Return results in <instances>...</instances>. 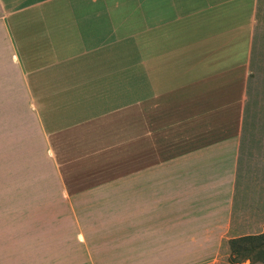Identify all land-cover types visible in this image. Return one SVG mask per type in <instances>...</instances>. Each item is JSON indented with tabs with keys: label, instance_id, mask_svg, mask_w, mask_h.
<instances>
[{
	"label": "crops",
	"instance_id": "obj_1",
	"mask_svg": "<svg viewBox=\"0 0 264 264\" xmlns=\"http://www.w3.org/2000/svg\"><path fill=\"white\" fill-rule=\"evenodd\" d=\"M0 31L50 153L101 164L60 201L129 204L61 212L121 220L73 254L0 242V264H264L229 261L264 233L239 190L250 130L264 167V0H0Z\"/></svg>",
	"mask_w": 264,
	"mask_h": 264
},
{
	"label": "rangeland",
	"instance_id": "obj_2",
	"mask_svg": "<svg viewBox=\"0 0 264 264\" xmlns=\"http://www.w3.org/2000/svg\"><path fill=\"white\" fill-rule=\"evenodd\" d=\"M1 39L0 31V242L22 243L26 247L42 244L47 251L45 256L51 254L56 257V251L59 255V252L73 254L77 252L72 241L77 226L84 224L91 228V232H96V227L113 228L121 220L106 217L104 213H96L98 217L92 218H60L61 212L127 211L129 204L60 201L66 194L65 180L89 179L101 164L97 161L89 163L84 156L50 153V140L41 137L33 94L21 89L26 79L8 63L9 44H3ZM258 105L255 104L256 108H259ZM259 131L252 133L250 130V148L255 150V154L239 173V190L246 193L241 201L248 206L241 213V218L251 224V231L264 230V197L263 187L260 186L264 167L259 166L263 158ZM80 243L84 248V243ZM55 245L57 249L49 251ZM229 248L230 262L264 260V244L258 236L230 241ZM107 258H112L110 263L106 259L107 264H114L112 253Z\"/></svg>",
	"mask_w": 264,
	"mask_h": 264
},
{
	"label": "trees",
	"instance_id": "obj_3",
	"mask_svg": "<svg viewBox=\"0 0 264 264\" xmlns=\"http://www.w3.org/2000/svg\"><path fill=\"white\" fill-rule=\"evenodd\" d=\"M258 237L263 241L264 244V233H262L261 235H258ZM239 240V239H238ZM236 240H233L232 242H235ZM261 261H264L263 259H261Z\"/></svg>",
	"mask_w": 264,
	"mask_h": 264
}]
</instances>
